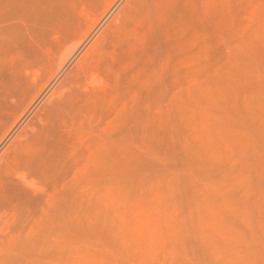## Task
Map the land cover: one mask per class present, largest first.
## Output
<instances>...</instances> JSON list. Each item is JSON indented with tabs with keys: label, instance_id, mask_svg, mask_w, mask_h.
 I'll use <instances>...</instances> for the list:
<instances>
[{
	"label": "rangeland",
	"instance_id": "obj_1",
	"mask_svg": "<svg viewBox=\"0 0 264 264\" xmlns=\"http://www.w3.org/2000/svg\"><path fill=\"white\" fill-rule=\"evenodd\" d=\"M0 264H264V0H0Z\"/></svg>",
	"mask_w": 264,
	"mask_h": 264
},
{
	"label": "bare ground",
	"instance_id": "obj_2",
	"mask_svg": "<svg viewBox=\"0 0 264 264\" xmlns=\"http://www.w3.org/2000/svg\"><path fill=\"white\" fill-rule=\"evenodd\" d=\"M94 79V78H93Z\"/></svg>",
	"mask_w": 264,
	"mask_h": 264
}]
</instances>
